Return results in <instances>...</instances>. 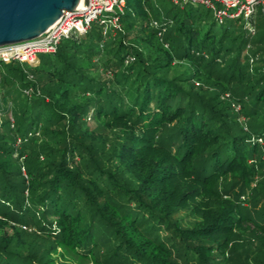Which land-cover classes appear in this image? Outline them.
<instances>
[{"label": "trees", "instance_id": "obj_1", "mask_svg": "<svg viewBox=\"0 0 264 264\" xmlns=\"http://www.w3.org/2000/svg\"><path fill=\"white\" fill-rule=\"evenodd\" d=\"M241 22L126 0L114 38L94 25L33 63L0 61V229L16 222L0 264L50 263L23 251L30 231L111 264L264 263L233 247H264V14L250 41Z\"/></svg>", "mask_w": 264, "mask_h": 264}, {"label": "built area", "instance_id": "obj_2", "mask_svg": "<svg viewBox=\"0 0 264 264\" xmlns=\"http://www.w3.org/2000/svg\"><path fill=\"white\" fill-rule=\"evenodd\" d=\"M126 0H81L73 10H63L60 17L37 38L0 47V61L33 63L41 53H53L63 38L70 35L83 36L96 23L103 36L113 37L120 30V17ZM179 6L200 5L209 10L217 24L227 20L241 19L244 26L254 28L255 16L264 14V0H169ZM157 26V22H153ZM162 31L158 32L161 35ZM133 59L126 56L125 61ZM26 93L28 91L26 90Z\"/></svg>", "mask_w": 264, "mask_h": 264}, {"label": "rangeland", "instance_id": "obj_3", "mask_svg": "<svg viewBox=\"0 0 264 264\" xmlns=\"http://www.w3.org/2000/svg\"><path fill=\"white\" fill-rule=\"evenodd\" d=\"M160 1H162L164 3H170L169 0H160ZM258 14H261V12L259 11ZM242 22H243V20H242ZM94 25H97V24L93 23L92 26H94ZM171 26H172V24L169 25L167 28H165L162 33L163 34L167 33L168 30L171 28ZM253 27L254 28H252V29H250L247 26L243 27L245 36H246L247 40L249 39V41L251 40V38L254 39L255 36L257 35L256 27L255 26H253ZM201 29L202 28H200V30ZM117 35L118 34L116 33L113 37H110V38L107 37V39L114 38ZM135 43L138 44V46H140L142 48L144 46V45L142 46V44H140V42L138 40ZM246 47H247V51L250 52L251 50H253L254 45L251 42H249L246 45ZM258 55L259 54L256 53V57H254V58H257ZM190 68L191 67L189 66L188 62L174 61L172 71L175 69H178V71H184L185 69L190 70ZM91 72H93V69L91 70ZM195 85L200 86L201 83L199 81H195ZM221 98L227 99L228 102H230L233 111L236 112L237 114H240V117L238 120L240 122H242L241 126H243V125L245 126V124H247V122H248V119L242 115L240 104L236 103L233 100V98L230 95V92L224 91L221 94ZM85 125H86V127H89V129H92L95 127V122L93 121V119H88L87 124H85ZM22 171H25L24 167H22ZM254 180L257 181L258 176H255ZM256 181H253L251 183V186H254ZM218 187H219L220 191L223 193L224 191H223L222 186L219 185ZM247 189L248 188H245L244 190L247 191ZM226 196H227L226 194H223V197H226ZM243 204H244V206L250 207V205H247L248 204L247 202H243ZM261 206H262L261 203H258V205H256L255 207H250V208H251V210H255L256 212H260L261 208H262ZM253 208H255V209H253ZM179 217L184 218L182 222H184L185 225H189L191 222H194V220L198 219V217L190 215L188 210L180 213ZM1 218H3V217H1ZM8 224L9 225H5L4 227H1L0 230H1L2 234L4 233L8 237H10V236H13L12 234H14L13 231H14L16 222H13L10 220L8 222ZM27 229L33 230L35 228H27ZM38 233L39 232H37V231H30L29 233H27L26 236L24 235L23 238H20V240H22V242L25 245L23 248V251L25 252V250H27V249L29 252L31 251L30 253L34 257L33 259L36 262L38 261L39 257L44 254V252L46 250L50 249L49 254H48V258L50 259L49 264H111L110 262L106 261V259H105L106 258L105 251L96 250V251H93V253L84 254V253L77 251V250H75V249H73V248H71V247H69L63 243H60V242L53 243L52 240L40 238L39 237L40 233L39 234ZM238 240L239 241H237L235 244H233V247L236 249V253L238 255L243 257L244 255L249 254L251 257L255 255V256H258L259 259L260 258L264 259V247H262L261 250H259L258 246L256 244L255 238L247 239L245 237H242V241L244 242V244L241 241V237ZM248 240H251L250 242L252 245L247 244ZM12 241H13V237H12ZM252 262L253 263H251V264H256L254 261H252ZM113 264H115V263H113Z\"/></svg>", "mask_w": 264, "mask_h": 264}, {"label": "water", "instance_id": "obj_4", "mask_svg": "<svg viewBox=\"0 0 264 264\" xmlns=\"http://www.w3.org/2000/svg\"><path fill=\"white\" fill-rule=\"evenodd\" d=\"M79 0H0V47L37 38Z\"/></svg>", "mask_w": 264, "mask_h": 264}, {"label": "bare ground", "instance_id": "obj_5", "mask_svg": "<svg viewBox=\"0 0 264 264\" xmlns=\"http://www.w3.org/2000/svg\"><path fill=\"white\" fill-rule=\"evenodd\" d=\"M81 2V0H79V3Z\"/></svg>", "mask_w": 264, "mask_h": 264}]
</instances>
